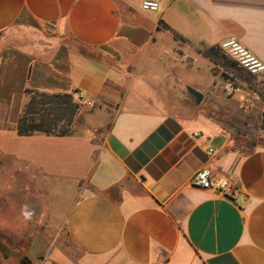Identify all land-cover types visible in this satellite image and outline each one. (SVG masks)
I'll return each instance as SVG.
<instances>
[{
  "label": "crops",
  "instance_id": "0c3cea01",
  "mask_svg": "<svg viewBox=\"0 0 264 264\" xmlns=\"http://www.w3.org/2000/svg\"><path fill=\"white\" fill-rule=\"evenodd\" d=\"M142 1L0 0V264H264V74L221 47L264 61V0ZM27 89L73 133L21 136Z\"/></svg>",
  "mask_w": 264,
  "mask_h": 264
},
{
  "label": "trees",
  "instance_id": "16d2710c",
  "mask_svg": "<svg viewBox=\"0 0 264 264\" xmlns=\"http://www.w3.org/2000/svg\"><path fill=\"white\" fill-rule=\"evenodd\" d=\"M26 93L29 99L18 129L21 136L44 133L65 137L73 133L74 118L81 108L82 98L75 100L71 95L46 94L31 89H27ZM22 264L31 262L23 258Z\"/></svg>",
  "mask_w": 264,
  "mask_h": 264
},
{
  "label": "built area",
  "instance_id": "2783aa9c",
  "mask_svg": "<svg viewBox=\"0 0 264 264\" xmlns=\"http://www.w3.org/2000/svg\"><path fill=\"white\" fill-rule=\"evenodd\" d=\"M162 0H143L141 8L145 12L156 13L160 11ZM222 49L231 56L245 71L251 75L264 74V61L246 48L238 39L230 38L221 45ZM229 91L236 88L230 85ZM190 186L202 190H210L234 201L245 199L242 188L236 185L226 175L214 173L208 169L198 171L190 181Z\"/></svg>",
  "mask_w": 264,
  "mask_h": 264
},
{
  "label": "water",
  "instance_id": "95a60500",
  "mask_svg": "<svg viewBox=\"0 0 264 264\" xmlns=\"http://www.w3.org/2000/svg\"><path fill=\"white\" fill-rule=\"evenodd\" d=\"M188 92L194 97V99L198 105H200L202 103V100H203L202 94H200L199 92H197L191 88L188 89ZM226 198L229 200H232V198H230L228 196Z\"/></svg>",
  "mask_w": 264,
  "mask_h": 264
}]
</instances>
